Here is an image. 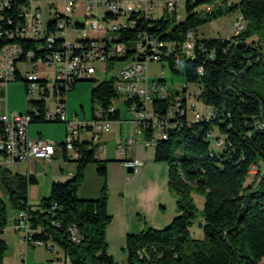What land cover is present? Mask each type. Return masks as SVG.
I'll return each mask as SVG.
<instances>
[{"label":"trees","instance_id":"obj_1","mask_svg":"<svg viewBox=\"0 0 264 264\" xmlns=\"http://www.w3.org/2000/svg\"><path fill=\"white\" fill-rule=\"evenodd\" d=\"M214 1L184 0L185 17L182 21H177L175 14L169 13L157 18L132 13L126 19V26L115 33L113 43L123 44L125 52L107 61L139 60L148 49L139 50L137 45L146 44L144 37L156 40L162 44L159 47L162 54L156 62L166 61L173 72L184 77L185 82L197 84L200 101L215 112V117L209 121L183 127L172 133L168 140L158 141L154 161L168 165V187L176 196L177 214L165 228L148 227L139 233L127 234V264H264V131L252 126L255 120L264 123V53L261 52L264 0H240L236 5L215 4ZM208 4L214 8L207 12L198 11L199 7ZM233 11H238L246 21L239 34L226 39L197 40L193 57L182 53L181 46L188 32L194 33L212 18ZM16 15V4H13L4 13L12 20L7 29L13 30L19 23ZM115 17L106 13L104 20ZM54 24L52 19L48 22V33L55 31ZM0 25L6 27V22ZM76 27L80 28L81 24L76 23ZM88 41L77 40L83 45ZM11 42L18 43L24 51H38L40 45L37 40L3 36L0 37V49ZM61 42L57 40L55 49ZM105 43V51H108L109 45L107 41ZM18 80L21 79L16 75L14 81ZM114 83L113 78L97 83L91 90V104H97V108L101 107L105 112L113 103L122 102L128 110L132 104L141 107L138 98L120 101ZM75 86L76 83L73 88ZM186 89L174 94L168 90L165 99L154 98V112L164 114L174 97L181 92L184 95ZM2 91L0 81V97ZM28 103L39 110V116L33 117L32 123H46L42 119L43 104ZM118 114L119 108L113 113L107 112L111 121L116 120ZM214 128L225 136L227 142L220 152L204 139ZM144 134L148 136L147 132ZM77 148L80 158L76 161L74 176L65 182L52 183L50 196L42 199L38 206L29 205L27 200L29 185L37 183L34 176L15 175L11 178L10 169L0 167V182L12 209L18 212L34 207L29 211L30 222L34 228H41L38 237L54 242L70 257L72 264H117L107 253L106 229L112 217L107 211L106 185L99 198L77 196L86 166L95 163L97 175L105 179L107 161H99L96 150L88 149L87 143L81 142ZM259 161L262 168L257 166ZM251 165H256L258 172L247 182ZM11 181L14 188L10 187ZM193 192L203 197L199 225L202 239L192 238L189 231L197 217L191 198ZM53 204L56 205L54 209ZM7 224L6 203L0 197V235ZM71 225L79 231L78 243L68 238L67 229ZM6 251L7 244L0 238V264H3Z\"/></svg>","mask_w":264,"mask_h":264},{"label":"built area","instance_id":"obj_2","mask_svg":"<svg viewBox=\"0 0 264 264\" xmlns=\"http://www.w3.org/2000/svg\"><path fill=\"white\" fill-rule=\"evenodd\" d=\"M42 0H0V23L6 22V27L0 25V37L6 36L10 39L17 38L23 40H37L40 45L38 51L26 50L18 43H7L0 49V81L2 87L15 80L16 75L25 83L26 95L28 101L35 103L41 102L44 106L42 119L45 122H61L65 125V135L60 144L48 141L42 138H29L28 128L33 122V117L39 116V110L30 106V110L24 114L2 113L0 114V167L7 169L18 168L22 164H27L30 160H41L43 162L51 161L57 154L69 152L71 159L77 161L80 158L77 145L82 141V133L89 137L87 142L88 149H95L101 140V134L110 130L112 122L107 115L113 113L121 106V103H113L105 112L100 108L92 111V117L88 120H70L67 115L65 97L75 83L90 79V76L96 73L94 62H105L108 58L124 55L125 46L119 43H113L116 39L115 33L126 26V19L132 13H142L147 18H153L152 11L158 10L161 15L164 13L175 14L178 2L184 3V0H103L90 1L84 0L83 13L85 17H93L97 11L105 12L102 19L96 20L88 26L91 31L101 30L104 34L102 40L89 39L84 31L85 26L81 27L77 33L81 37L87 36L88 44L83 45L68 39V27L70 25L69 13L78 6L79 0H44L50 5L53 11L52 20L55 21L54 32H47V25L42 27V20L39 18V2ZM132 4L129 9L128 5ZM229 3V2H228ZM16 4L17 19L13 30L7 29V25L12 24L9 17L4 13L10 10ZM207 11L210 8L207 6ZM106 13L116 16L117 23L108 24L104 20ZM110 20V21H113ZM18 22V21H17ZM244 19L239 13L235 19L234 35L239 34L244 29ZM6 28V29H5ZM90 31V32H91ZM195 34L188 32L185 42L182 44V53L193 57V48L195 46ZM62 40L55 49L57 40ZM145 45L139 43V50H147L148 53L139 60L131 61L124 67L117 79L115 89L120 100L138 98L141 107L132 104L129 108L133 113V121L136 124L135 136L143 135L144 146L147 148L156 147L158 141L168 140L170 135L179 131L183 127H190L194 123L207 122L215 117V112L209 106L206 110L200 112L196 109L197 101H200V92H189L187 89L174 97L166 108L164 114L160 115L154 112L152 103L154 98L165 99L169 93L166 87L161 83L164 80L163 70L158 74L157 81L149 83L147 75V65L149 62H156L160 59L162 51L159 47L162 45L156 40H150L144 37ZM109 45L108 51H105L106 42ZM41 52V55H37ZM261 52L264 53V42ZM44 53V54H43ZM30 63V72L21 76L17 68L18 63ZM44 66V77L37 75L38 65ZM201 73V68L198 69ZM52 101L53 109H47L48 103ZM254 129L264 131V123L254 121ZM145 132L148 136L145 137ZM209 131L205 136V141L212 142V133ZM133 136L125 140L124 145H119V153L126 156L130 146L135 142ZM226 140L216 136L213 145L217 149L226 146ZM126 169H137L142 162L137 159H125L123 161ZM258 168L256 165L249 167V177L255 178ZM52 208H56L53 204ZM30 207L27 210L17 212L12 223V230L18 234L21 242L27 248L44 247L51 255L50 264H72L70 257L62 250L58 251V246L50 239L44 240L38 236L41 234V228H34L30 222ZM58 226V225H57ZM68 238L73 243L80 242V235L77 227L71 225L67 229ZM141 252H139L140 254Z\"/></svg>","mask_w":264,"mask_h":264},{"label":"rangeland","instance_id":"obj_3","mask_svg":"<svg viewBox=\"0 0 264 264\" xmlns=\"http://www.w3.org/2000/svg\"><path fill=\"white\" fill-rule=\"evenodd\" d=\"M90 1H103V0H90ZM61 0L57 1V4L60 3ZM230 3V5H236L240 2V0H215V4H222V3ZM40 7V13H39V18L42 20V27L45 28L47 23L52 19L53 16V11L51 8H49V3L47 1H40L39 3ZM207 6L211 9L214 8V5L208 4V5H203L198 8L199 12H207ZM83 7H84V0H79L78 1V6L72 10L71 13L68 14L71 22L68 27V39L71 41L76 42L77 40L80 39H85V37H81L77 31L79 29L75 28V24H83L85 26L84 31L88 36H92L94 34L97 37H102V32L101 30H97L96 33H90L91 30L88 29V26L91 25L96 18L102 19V15H104V11H97L94 13L93 17H85L83 13ZM129 9H131L133 6L130 3L128 5ZM177 15L176 17L177 21H182L185 17V7L184 3L178 2L177 4ZM153 17L157 18L160 17L161 13L158 10L152 11ZM239 12L238 11H233L229 13H223L221 15H218L215 18H212L209 22L206 24L202 25L199 27L194 33H195V38L194 41L197 40H209V39H226L234 35V26L233 23L235 19L238 17ZM117 23L118 21H108V24H113ZM244 27L246 26V21L243 22ZM90 33V34H89ZM130 61H123V60H118L114 62L110 61H105V62H94V66L96 68V73L90 76L89 81H79L76 83L75 88L69 90L67 92V97H66V105L69 111V119L70 120H77V121H82V120H88L92 117V109L97 108V104H91V90L92 88L99 82L109 80V79H114V84H117L118 77L120 74V71L126 67ZM17 68L19 70V73L23 77L26 72H30V63H18ZM161 70H163V75H164V83H159V84H164L167 90L171 93H176L179 91H182L183 89L187 88L189 92H196L199 91V86L194 83H187L184 80V77L180 74H177L173 72L168 63L166 61H159V62H149L148 64V77H149V83L152 84L154 81H157V75L161 73ZM44 66L43 64L38 65V70H37V75L39 77H44ZM3 99H0V114L1 113H21L24 114L27 111L30 110V106L28 103V97L26 95V90H25V83L22 80L18 81H11L8 83L7 87L3 89ZM121 101V100H120ZM122 107L120 108L121 114L124 115L126 113V107L124 104H121ZM207 106L202 103V101H197L196 103V109L199 110L200 112L205 111ZM47 109L51 110L53 109V104L52 101L48 103ZM130 113V111L128 112ZM48 125H64L61 122H46ZM56 135L59 134V131L55 132ZM216 136H219L221 139H225V136L223 134H220L218 132L217 128H214V132L212 133V142L210 143L211 148H214L215 151L220 152L222 149H217L213 145V141H215ZM61 139V138H60ZM53 141L58 143L59 140ZM138 139L142 141L144 145V137L143 135L138 136ZM121 145V144H120ZM124 145V144H122ZM119 146V145H118ZM155 147L150 148V150H154ZM117 150L119 151V148L117 147ZM59 158V157H58ZM57 159V158H56ZM56 159H52V161H55ZM39 163H34L30 167V172H27L26 167H23L22 164L18 168L15 169H10V174L11 178L14 177L15 175H33L37 179V183L31 184L28 187L27 190V200L29 205L32 206H38L41 202L42 199L48 198L50 196V188L52 182L54 181L46 182L43 180L45 176L47 175V168L51 164L45 163L41 160H39ZM161 164V162L159 163ZM96 165V164H95ZM164 170L162 171L161 168H157L152 174H151V180L146 181V186L142 185V183H137L135 187H137L136 191L132 193V195H127L126 196V204L128 207L132 205H140V210L141 213L145 211V213L149 214L152 210V208L155 207V205L158 204L159 201L163 199V203L167 204L169 206L170 204H174L176 207V196L175 194L169 189L166 195H160L161 194V183H160V177L164 175V182L168 186V165L167 163H164ZM257 166L259 168H262V163L259 161L257 163ZM125 171L127 169L125 168ZM128 173V172H127ZM136 169L129 174H135ZM97 174V173H96ZM102 179L104 182V178L97 175ZM108 176V175H107ZM10 178V179H11ZM85 178V175H84ZM250 182L252 179H248ZM89 182L92 183V179L89 178ZM110 182L114 184H123L124 180L121 175V173L118 170H115L112 175L110 176ZM106 184H103V186ZM102 186V188H103ZM10 187L14 188V183L11 181ZM102 192V190H101ZM106 193H107V205L109 206L108 213L111 215L112 220L107 226L106 229V240H107V233L110 228L116 229L119 225H121L124 221L122 220L119 215H115L114 212V207L117 206L119 202V197L118 194L120 193L119 190H114L112 191L111 195L109 194L108 187L106 185ZM101 193L95 197V198H88V199H96L99 198ZM0 197L5 201L6 203V209H7V215H8V224L11 222L13 217L15 216L16 210L12 209V207L8 204L7 199H6V191L3 188L1 182H0ZM191 198L192 201L197 209V217L193 220L191 226L189 227L190 235L192 238L195 239H202L203 238V232L202 229L200 228V223L202 222L200 219V211L203 208V197L197 193H191ZM158 206V205H157ZM168 208V212H169ZM138 213L136 210L132 212V216L130 217L131 220L138 221V223L143 225V229L145 228V225L147 223V220L141 215V217H138ZM176 216V215H175ZM173 216L170 220L175 217ZM170 222L167 224L169 225ZM167 225H164L163 228H165ZM141 229V231L143 230ZM19 238V235L17 236ZM17 242H11L7 243V251L3 257V261L7 264L9 263L7 260H5L6 255H9L12 259L14 264H36L40 263L43 259L44 256L48 253V251L44 247H38V248H27L22 242H19V240H16ZM108 244V242H107ZM25 248V249H24ZM58 251L61 252V248L58 246ZM29 253L32 255V253L35 255L33 256V259L29 258ZM49 254V253H48ZM108 254L112 256L110 250H108ZM50 255V254H49ZM114 256L112 258L117 264H127V254L125 251V242L124 245L116 250L113 253ZM51 256V255H50ZM32 258V256H31ZM51 259V257H50ZM49 259V260H50ZM48 262L43 260L44 264H50ZM42 263V262H41ZM13 264V263H12Z\"/></svg>","mask_w":264,"mask_h":264},{"label":"crops","instance_id":"obj_4","mask_svg":"<svg viewBox=\"0 0 264 264\" xmlns=\"http://www.w3.org/2000/svg\"><path fill=\"white\" fill-rule=\"evenodd\" d=\"M92 32L96 33V31H91L90 33ZM101 36L102 37H97L94 34H92V36H88V38L93 40H102L104 37L103 32ZM6 87H3V89ZM3 97L4 96L2 92L0 99H3ZM66 97H65V103H66ZM66 110H67V115L69 117V111L67 105H66ZM129 111L130 110L126 108V113L122 115L119 108L118 118L110 123L109 132L101 134V140L96 146V158L99 161H107L108 176L104 179L103 182L102 179L98 177L96 174L95 163L88 164L85 168L84 181L77 190V196L82 199L97 197L101 193L103 184L107 185L110 195L114 190L120 191V193L118 194L119 202L117 206L114 207L113 213H115V215H119V217H121L124 222L121 225H119L116 229L110 228L107 233L108 236L107 253L108 250H110L112 256H114L113 253L116 250L120 249L124 245L127 234L139 233L141 229H143L142 224L138 223V221L135 220L133 221L130 219V217L132 216V212L134 210L141 213L140 205H132L128 207L126 204V196L132 195V193L136 191L137 187L135 186L137 183H139V181L140 183H142V185L146 186L147 183L146 181L151 180V174L157 168L158 169L161 168L162 171L164 170V166H163L164 162H161V164H159L160 162L154 161V150H150V148L145 147L142 141L138 139V136H135L134 132L136 129V124L133 121L132 111L128 113ZM56 131H59L58 135L55 134ZM28 134H29V138L31 139L42 138L52 142L61 138L57 143L60 144L65 135V125H48V123H31L28 128ZM130 136H133L136 141L130 146V149L128 150L126 156H122L117 150V147L120 144L121 145L124 144L125 140ZM80 139L82 142L87 143L89 137L86 133H82ZM53 159L56 160L55 161L51 160L52 162L49 161L51 162V164L48 166L47 175L45 176V178H43V180L49 183L51 181L65 182L74 176L77 168V163L76 161L71 159L69 152L66 153L62 152L60 154H57ZM125 159H137L142 162V165L136 169L135 174L131 175L127 173V171H125V167L123 164V161ZM39 162H40L39 160H30L27 164L23 165V167H26L27 172L31 173L30 172L31 165ZM49 162H45V163H49ZM115 170H118L123 177L124 183L121 185L110 182V176ZM89 178L92 179V183L88 181ZM164 180L165 178L162 172V175L160 177V183L162 186L160 195H166L169 190V187L167 186V184H165ZM157 205H155V207L152 208L149 214L145 213V211L141 213V215H143V217L147 220L145 228L151 227L156 229H162L164 225H167L170 222L171 218L177 214L175 205L170 204L169 206H167V204L163 203V199L159 201ZM168 208H170L169 212H168ZM107 211H110L108 205H107ZM139 213H138V217H141ZM16 215H17V211L15 212V216L13 217L11 222L7 224L3 233L0 235V238L7 243H11L14 241L17 242L16 240H19V242H21L20 237L19 238L16 237V235L18 236V234L14 233L12 230V223ZM34 255L35 253L34 254L32 253V255L29 253V258L33 259ZM50 257L51 256L47 253L44 256L43 260L48 262ZM5 260H7L11 264L12 263L14 264L13 259L9 255H6ZM43 260L41 261L42 263L40 262L39 264H44ZM3 264H7V262L5 263L3 261Z\"/></svg>","mask_w":264,"mask_h":264},{"label":"water","instance_id":"obj_5","mask_svg":"<svg viewBox=\"0 0 264 264\" xmlns=\"http://www.w3.org/2000/svg\"><path fill=\"white\" fill-rule=\"evenodd\" d=\"M127 172L128 173H132L133 172V169H127Z\"/></svg>","mask_w":264,"mask_h":264},{"label":"bare ground","instance_id":"obj_6","mask_svg":"<svg viewBox=\"0 0 264 264\" xmlns=\"http://www.w3.org/2000/svg\"><path fill=\"white\" fill-rule=\"evenodd\" d=\"M101 108V107H100Z\"/></svg>","mask_w":264,"mask_h":264}]
</instances>
